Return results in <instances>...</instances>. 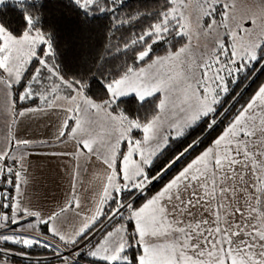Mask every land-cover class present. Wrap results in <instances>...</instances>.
Instances as JSON below:
<instances>
[{
    "label": "snow or ice",
    "instance_id": "snow-or-ice-1",
    "mask_svg": "<svg viewBox=\"0 0 264 264\" xmlns=\"http://www.w3.org/2000/svg\"><path fill=\"white\" fill-rule=\"evenodd\" d=\"M125 3L0 0V13L23 26L0 22V264L17 254L8 245L52 250L62 264H264V83L240 104L264 75V0H164L128 19L118 15ZM61 5L77 19L49 18ZM101 16L110 30L151 22L115 49H131L132 62L114 75L98 69L101 79L81 55L86 75L67 76L58 37L66 28L83 36ZM50 113L55 141L75 150L50 153L74 164L65 199L43 214L29 199L25 162L30 146L49 142L15 129ZM81 161L97 165L87 188ZM69 214L77 223L62 229Z\"/></svg>",
    "mask_w": 264,
    "mask_h": 264
},
{
    "label": "trees",
    "instance_id": "trees-1",
    "mask_svg": "<svg viewBox=\"0 0 264 264\" xmlns=\"http://www.w3.org/2000/svg\"><path fill=\"white\" fill-rule=\"evenodd\" d=\"M163 3L164 0H126L123 9L118 12V15L124 19H128L130 15L135 14L137 11L145 13L154 12ZM49 18L57 21H74L77 19V16L72 7L61 5L59 8H51ZM0 22L10 25L12 29H22L23 27L18 17L11 10H7L6 14L0 13ZM150 22V18L141 17L139 20L131 21L128 24L110 30L111 21L101 16L100 20L92 26L91 31L83 36L71 28H66L57 39V51L60 56L57 62L60 63L61 68L67 76H85L86 67L91 68L92 72L100 75L101 79L104 76L100 74L98 69H101L105 75L109 73L114 75L124 62H132L131 49L127 54L117 53L115 49L122 47L125 42L131 39L133 34L141 32ZM173 43L175 46H179L175 41ZM156 51L157 54L162 55L166 51V48L160 45L157 46ZM81 55L88 60L86 67L79 59ZM88 79L91 83L90 76H88ZM261 83H264V75H258V78L254 82L248 84L246 91H244L242 98H240V104H244ZM89 95L99 99L103 96V90L93 84ZM236 107L238 108L239 105ZM133 108L138 109V106H133ZM138 110L141 115L144 114L145 109ZM160 186L157 185L153 191L158 190ZM41 227L44 229L43 226ZM7 248L17 253L16 255L11 254L12 260L21 264H62V261L57 257L49 256L52 250L42 247L26 249L21 245H8ZM21 252H25L27 255L22 256L19 254ZM81 264H87L86 260L82 259Z\"/></svg>",
    "mask_w": 264,
    "mask_h": 264
},
{
    "label": "rangeland",
    "instance_id": "rangeland-1",
    "mask_svg": "<svg viewBox=\"0 0 264 264\" xmlns=\"http://www.w3.org/2000/svg\"><path fill=\"white\" fill-rule=\"evenodd\" d=\"M26 120L27 119H23L21 123L18 124L19 129L24 125L23 123H25ZM28 120L35 121L36 127L43 126V128L50 127L52 121L55 122L56 126L58 124L56 115L52 113L48 114L47 116H33ZM32 135V138L44 136L46 138L48 137L42 133H33ZM39 140H46L49 143L40 144L41 151L35 150V148L29 149L30 151L34 149L35 154L29 156L26 160L28 173L32 181L28 188V195L29 199L35 203V207L40 209L43 214H47L50 209H55L57 207V205H54L56 198H59L60 203L65 199L69 191L68 184L71 182V177L68 175V173L71 171L72 167L71 159L69 157L53 156L50 153L65 152V149L75 150V148L72 143L59 144L56 142L53 144L55 140L51 139H38L35 141ZM81 165L82 167H87V171H82L81 176L84 181H88L91 177V173L97 167V165L95 162L84 165L83 161H81ZM41 191L47 192L44 194ZM38 194H44L45 196L43 198H39ZM63 221H66V224L62 229H68L77 223V218L69 214ZM28 231L30 234L36 235L38 233H43L45 230L42 227H39L34 231L31 229H28ZM45 238L51 240L54 244H60L59 240L51 237L50 235H46ZM64 247L65 246L61 244V248ZM6 255L9 261H12L16 264H21L20 262H15L12 260L11 251H8ZM49 256L54 255L53 253H49Z\"/></svg>",
    "mask_w": 264,
    "mask_h": 264
},
{
    "label": "crops",
    "instance_id": "crops-1",
    "mask_svg": "<svg viewBox=\"0 0 264 264\" xmlns=\"http://www.w3.org/2000/svg\"><path fill=\"white\" fill-rule=\"evenodd\" d=\"M34 122L35 121L27 119L25 121V123H23L24 125L20 129H19V125H17L15 131H16V134H17L18 138L30 139V140H33V141L38 140V139L55 140V135H56L57 128H56V125H55L54 121L51 122L50 127H45V128H43V126L36 127V122L35 123ZM5 133H6V129H5V126H4V120L2 118H0V138H2L5 135ZM33 133H42V134L47 135L48 137L46 138L43 135L44 137H36V138L33 137L32 138V136H33L32 134ZM55 143H56V141L53 144H55ZM68 143H71V142H68ZM33 145H35V146L30 147V149L35 148V150L41 151L40 144L37 143V144H33ZM72 151H74V150L73 149H68V150L65 149V152H72ZM71 164L73 165L74 161L71 160ZM25 166L27 167V161L25 162ZM68 186L70 188V184H68ZM87 187H88V183H87V181H85L84 188H87ZM41 192L46 194L47 191L46 192L45 191H41ZM44 194H38L39 198H43L45 196ZM81 196H82V201L84 203H87V199L89 198L90 193L86 192V191H82L81 192ZM31 203H32V206L34 208H37V207H35V203L34 202L31 201ZM58 204H60L59 198H56V202H55L54 205H58ZM52 210L53 209H50V211H52ZM65 222L66 221H63V223L61 224L62 228L66 224ZM8 264H16V263L8 260Z\"/></svg>",
    "mask_w": 264,
    "mask_h": 264
}]
</instances>
